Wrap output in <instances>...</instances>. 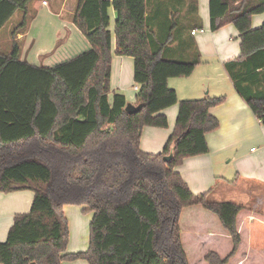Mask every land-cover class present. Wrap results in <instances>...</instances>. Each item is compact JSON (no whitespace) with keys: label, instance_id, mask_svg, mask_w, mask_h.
Here are the masks:
<instances>
[{"label":"trees","instance_id":"1","mask_svg":"<svg viewBox=\"0 0 264 264\" xmlns=\"http://www.w3.org/2000/svg\"><path fill=\"white\" fill-rule=\"evenodd\" d=\"M29 2L0 0V29L21 11L11 35L23 32L33 17ZM110 6L115 53L134 59L136 113L125 111L121 92L108 97ZM146 10V0H78L72 20L91 48L51 67L20 60L16 40L0 52V192L34 193L0 241V264H264V214L195 194L175 170L208 151L205 135L219 126L209 108L225 96L178 100L167 80L190 75L200 53L191 35L170 45L174 26L157 38ZM261 13L264 0H209L210 30L233 24L238 32L240 54L224 66L264 125V21L251 26ZM174 104L163 149L142 151L143 129L166 128L163 110ZM68 204L92 212L83 251L67 252Z\"/></svg>","mask_w":264,"mask_h":264},{"label":"crops","instance_id":"2","mask_svg":"<svg viewBox=\"0 0 264 264\" xmlns=\"http://www.w3.org/2000/svg\"><path fill=\"white\" fill-rule=\"evenodd\" d=\"M43 1L46 3H42ZM146 1V15L155 32H164L172 26H169V23L174 16H188L192 24L187 28V20L177 23L178 32L173 40L174 42L178 38L191 35L201 56L200 63L190 75L171 77L167 80L168 86L175 90L178 100L225 96L221 103L209 108L210 114L217 118L219 126L205 135L208 151L183 159L175 170L195 194L208 192V198L212 200L233 202L252 212L264 214V125L235 90L224 66L226 61L240 54L235 26L227 24L216 31H211L209 0ZM77 3L78 0H30L28 8L33 17L29 21L27 30L17 34L12 40L25 43L30 24L41 14L40 20L44 28L41 43H49V45L37 55L38 60L30 57L22 46L20 60L35 66L51 67L89 50L91 48L89 42L72 20ZM108 15V29L112 36L111 93L108 97L111 101L113 92L118 91L124 95L127 103L135 105L137 90L134 88L135 85L133 88L130 85L133 82L134 59L115 53L116 14L112 6L108 8ZM263 21L264 13L253 15L252 28L260 26ZM193 29H203V31H197L192 35ZM30 41L34 43L33 38ZM175 44L172 43L171 46ZM261 83L263 84V81ZM177 111L178 104L163 110L168 120L166 128L149 126L143 129L139 141L142 151L158 153L163 149L174 128ZM33 196V191L27 189L9 193L0 192V241L6 239L13 217L18 213L29 211ZM74 208L75 211L83 210V206L79 205L64 206L69 227L67 252L83 251L88 246L90 222H87L88 228L83 224L78 229L76 238L72 233L73 227L68 217L70 211L75 212ZM61 264L88 263L77 259L63 261Z\"/></svg>","mask_w":264,"mask_h":264},{"label":"rangeland","instance_id":"3","mask_svg":"<svg viewBox=\"0 0 264 264\" xmlns=\"http://www.w3.org/2000/svg\"><path fill=\"white\" fill-rule=\"evenodd\" d=\"M40 13V12H38ZM22 12L21 11H17L12 18L9 19L8 23L0 29V52L7 54L10 52L11 46H12V38L13 36L11 35V29L20 21ZM40 18H42L41 14L40 17H36L35 20L32 21V23L30 24L29 30H28V35L26 37V42L25 43H20V46H24V48L27 50L28 55L30 57H32L35 60H38L37 55L40 54L41 52H43V50L46 49V47L49 45V43H41V40L43 39V25H42V20H40ZM187 20V24L186 27L190 28L192 26L191 22H189V17L188 16H179V17H172L171 21L169 23V26L172 25L174 26V33L177 34L178 32V25L177 23H183ZM176 24V25H175ZM168 26V27H169ZM169 29V28H167ZM164 32L161 31H157L156 32V36L157 38H165L166 34H167V30ZM27 30V29H26ZM198 30V29H197ZM189 36V34H188ZM33 38L34 39V43H31L30 39ZM171 43H178L177 40H175L174 42ZM171 45V44H170ZM40 60V59H39ZM131 88H133L134 85H136L133 82H131ZM111 93V92H110ZM210 198V197H209ZM211 199V198H210ZM212 200V199H211ZM215 201V200H212ZM76 209H78L77 207H75ZM74 208V211H75ZM92 217V212L91 211H84V210H76L75 212L70 211L69 212V220L71 221L70 224L73 227V235L74 238H76V234H78V229L81 228V226L83 224H85V227L88 228V224ZM84 222V223H83ZM216 240L215 246H218V248L223 251L226 248V241L223 237H218L217 239H213ZM212 240V242H213ZM208 244H202L201 248H204L206 245ZM192 259V258H191ZM199 264V261H196Z\"/></svg>","mask_w":264,"mask_h":264},{"label":"water","instance_id":"4","mask_svg":"<svg viewBox=\"0 0 264 264\" xmlns=\"http://www.w3.org/2000/svg\"><path fill=\"white\" fill-rule=\"evenodd\" d=\"M140 109H141V105H133V104L127 103L125 106V111L129 114L136 113L140 111ZM168 159H169V156L164 157V160H168ZM30 264H35V263H30Z\"/></svg>","mask_w":264,"mask_h":264},{"label":"built area","instance_id":"5","mask_svg":"<svg viewBox=\"0 0 264 264\" xmlns=\"http://www.w3.org/2000/svg\"><path fill=\"white\" fill-rule=\"evenodd\" d=\"M42 3H46V2L43 1ZM197 31L202 32L203 29H198V30L197 29H193V30H191V34L194 35ZM134 88L137 90L138 89V86L135 85Z\"/></svg>","mask_w":264,"mask_h":264}]
</instances>
